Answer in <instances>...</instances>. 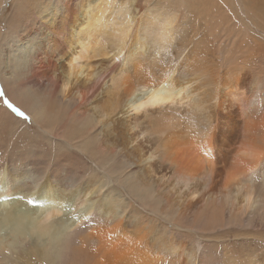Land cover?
I'll use <instances>...</instances> for the list:
<instances>
[{
  "label": "bare ground",
  "instance_id": "6f19581e",
  "mask_svg": "<svg viewBox=\"0 0 264 264\" xmlns=\"http://www.w3.org/2000/svg\"><path fill=\"white\" fill-rule=\"evenodd\" d=\"M7 2L4 92L82 165L4 169L0 264H264V0Z\"/></svg>",
  "mask_w": 264,
  "mask_h": 264
},
{
  "label": "rangeland",
  "instance_id": "374dc122",
  "mask_svg": "<svg viewBox=\"0 0 264 264\" xmlns=\"http://www.w3.org/2000/svg\"><path fill=\"white\" fill-rule=\"evenodd\" d=\"M8 1H10V0H8ZM12 7L13 6H10L7 2V9H4L5 13L0 17V29L2 31L7 30V21H8L9 13L12 10ZM0 89H2L4 91V89L2 87L1 80H0ZM4 99H8L13 105L20 108L25 113V115L28 116L30 119L28 121H25L22 117H17L15 115V113H13L11 111V109H9L4 104ZM39 134L40 133H39L38 129H36V126H34L30 115L25 110H23L21 107H19L15 103H13L7 95L0 97V160L5 162L4 163V169H7L8 172H10V173L23 172V171L29 170L35 175V173H38L40 171V168L45 169L44 167H46V170H47L48 175H49L48 177H50V174H51L50 178H60V176L63 177V176L68 175L70 173L71 174L69 176H72L75 174L77 175L78 171L76 172L74 170V168L76 170H77V168H78V170H80L81 168H79V167H81L82 161L76 156L69 155L67 152H59L60 154L59 153L56 154V149H55V151L53 149H51V147L52 148L55 147V145H53L52 138L44 139ZM39 138L40 139L42 138V140H38ZM36 140H38V141H36ZM43 140H45V142L47 141L48 143H45ZM42 141H43V143H42ZM37 144H39V145H37ZM43 144H44V146H43ZM27 145L31 146V147H28ZM32 145H35V146L37 145L36 147H40V150L38 148H36L35 146H32ZM32 147L33 148L35 147L36 149L34 148L35 150L33 151ZM28 148H32V151H31V149L28 150ZM25 154H27V155H25ZM58 155H60V156H58ZM63 156H65L67 158V160H69L71 158L72 160L71 159L70 160H71L72 164H73V162H75V158H76V162L79 165L77 164L78 165L77 166L76 164H73V168H72V164L69 163V164H71V168H70V165L67 164L69 161H66L65 160L66 158L61 159V158H64ZM52 158H53V160H52ZM57 159L58 160L61 159L62 161L60 160V162H58ZM52 161L53 162L57 161V162L56 163L54 162L55 163L54 164ZM8 162L11 163V166ZM13 162H16V163H13ZM18 162H20V164H18ZM62 162H63V164H62ZM41 163H42V165H41ZM60 163L62 165H66V167L60 165ZM64 163H66V164H64ZM53 164L56 166H53ZM40 166H43V167H40ZM7 167L9 169H12V171L11 170L9 171V169ZM13 167H14V169H13ZM47 167H48V169H47ZM63 167H65V168H63ZM53 171H54V173H53ZM61 171H62V173H61ZM74 172H75V174H73ZM6 202H7V200H6ZM40 202H41L40 204L44 203V201H40ZM0 203H1V200H0ZM0 206H1V204H0ZM261 251H264V249H262Z\"/></svg>",
  "mask_w": 264,
  "mask_h": 264
},
{
  "label": "snow or ice",
  "instance_id": "6c2138e0",
  "mask_svg": "<svg viewBox=\"0 0 264 264\" xmlns=\"http://www.w3.org/2000/svg\"><path fill=\"white\" fill-rule=\"evenodd\" d=\"M119 55V54H118ZM6 94L4 93V91L2 89H0V97L5 96ZM4 104L11 109V111L13 113H15V115L17 117H22L25 121H28L30 118L28 116L25 115V113L18 107H16L15 105H13L8 99H4ZM208 129H212L214 127V124L212 122H209L207 124ZM4 161L0 160V177H2L4 175ZM71 163V162H69ZM28 185L31 188H38L40 190V197L45 196L46 190L48 188V172L46 169H41L37 174H35L34 176H32L29 181H28ZM37 197L36 199L40 198ZM34 202V200H29L28 203L32 204ZM188 264H195V260H194V254H193V258L189 259Z\"/></svg>",
  "mask_w": 264,
  "mask_h": 264
}]
</instances>
